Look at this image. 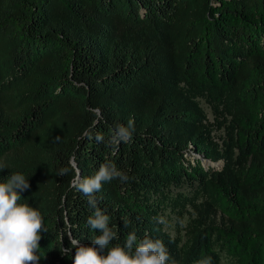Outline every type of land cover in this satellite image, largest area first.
<instances>
[{
	"label": "trees",
	"instance_id": "16d2710c",
	"mask_svg": "<svg viewBox=\"0 0 264 264\" xmlns=\"http://www.w3.org/2000/svg\"><path fill=\"white\" fill-rule=\"evenodd\" d=\"M101 164L129 177L95 194L110 247L135 232L169 264H264V0H0V182L30 184L39 264L99 235L71 182Z\"/></svg>",
	"mask_w": 264,
	"mask_h": 264
},
{
	"label": "clouds",
	"instance_id": "9594fccd",
	"mask_svg": "<svg viewBox=\"0 0 264 264\" xmlns=\"http://www.w3.org/2000/svg\"><path fill=\"white\" fill-rule=\"evenodd\" d=\"M99 111V110H95ZM134 119L129 118L127 126L116 124L110 131L107 143L117 147L121 142L128 143L134 132ZM98 142L104 141V136L97 134ZM2 167V166H0ZM72 168H76L71 163ZM69 168H62L60 175H66ZM119 179L126 182L129 177L116 169L112 164H101L91 177L80 178L77 175L72 180L76 191L87 198V203L93 213L87 218V226L99 232L92 239L91 246L81 245L76 238L69 236L70 248L65 249L70 254L75 249L72 264H169L170 255L163 242L148 237L137 238L135 232L127 234L123 245L110 247L117 233L109 227V216L98 207L96 193L106 182ZM30 188L25 176L19 172L11 173L0 182V264H39L41 233L46 232L41 212L26 203H19L22 193ZM157 223H165L163 217L155 218ZM127 227V225H125ZM172 264H175L172 261ZM196 264H212L211 257H205Z\"/></svg>",
	"mask_w": 264,
	"mask_h": 264
},
{
	"label": "rangeland",
	"instance_id": "374dc122",
	"mask_svg": "<svg viewBox=\"0 0 264 264\" xmlns=\"http://www.w3.org/2000/svg\"><path fill=\"white\" fill-rule=\"evenodd\" d=\"M202 107L204 108V110L206 111L207 113V116L210 118V114H209V111H208V108L202 103L201 104ZM174 226H175V221L173 218L169 219L167 224H166V229L170 232L171 235H174ZM222 264H225V261H223Z\"/></svg>",
	"mask_w": 264,
	"mask_h": 264
},
{
	"label": "water",
	"instance_id": "95a60500",
	"mask_svg": "<svg viewBox=\"0 0 264 264\" xmlns=\"http://www.w3.org/2000/svg\"><path fill=\"white\" fill-rule=\"evenodd\" d=\"M208 160H205V159H203L202 160V164L204 165L206 162H207ZM220 163V161H216V162H213V164H219ZM78 173V172H77Z\"/></svg>",
	"mask_w": 264,
	"mask_h": 264
}]
</instances>
